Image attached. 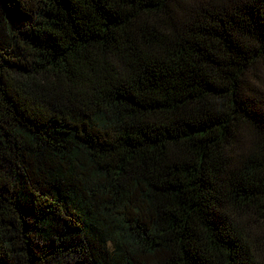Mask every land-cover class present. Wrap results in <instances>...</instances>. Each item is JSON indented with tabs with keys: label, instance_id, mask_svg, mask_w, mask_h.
<instances>
[{
	"label": "trees",
	"instance_id": "16d2710c",
	"mask_svg": "<svg viewBox=\"0 0 264 264\" xmlns=\"http://www.w3.org/2000/svg\"><path fill=\"white\" fill-rule=\"evenodd\" d=\"M0 264H264V0H0Z\"/></svg>",
	"mask_w": 264,
	"mask_h": 264
}]
</instances>
